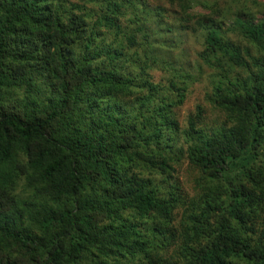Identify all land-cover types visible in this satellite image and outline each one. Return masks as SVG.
Masks as SVG:
<instances>
[{
	"label": "trees",
	"instance_id": "16d2710c",
	"mask_svg": "<svg viewBox=\"0 0 264 264\" xmlns=\"http://www.w3.org/2000/svg\"><path fill=\"white\" fill-rule=\"evenodd\" d=\"M166 2L0 0V264H264V0Z\"/></svg>",
	"mask_w": 264,
	"mask_h": 264
},
{
	"label": "rangeland",
	"instance_id": "374dc122",
	"mask_svg": "<svg viewBox=\"0 0 264 264\" xmlns=\"http://www.w3.org/2000/svg\"><path fill=\"white\" fill-rule=\"evenodd\" d=\"M148 2L153 5V3H159L163 6H169V4L166 2V0H148ZM199 10V9H198ZM200 38L199 36H194L190 32H186V35L183 36V47L187 50H191L188 55V60L190 62H194V60H197V56L194 53V50L200 47ZM180 48V46H179ZM175 52H178V49L175 50ZM156 75V79L160 78L163 74L159 71H154ZM204 86L205 83L202 82L201 84H195L192 85L189 88V91L187 92L186 98L181 106L177 108V118L181 125V127L186 126V120L189 115H193L196 110V105L201 104L203 107H205L206 111L208 109L206 108L208 106L207 102L204 100L203 92H204ZM206 87V86H205ZM209 117H211V113H206ZM208 122L207 120H205ZM185 168V167H184ZM180 168L177 173L178 178L185 184H190V178L191 175L184 169Z\"/></svg>",
	"mask_w": 264,
	"mask_h": 264
}]
</instances>
